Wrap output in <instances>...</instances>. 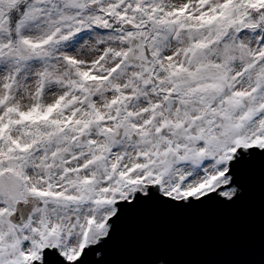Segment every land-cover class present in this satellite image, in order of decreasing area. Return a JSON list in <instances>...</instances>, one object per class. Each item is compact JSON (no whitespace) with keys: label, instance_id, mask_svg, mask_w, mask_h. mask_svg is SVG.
<instances>
[{"label":"snow or ice","instance_id":"snow-or-ice-1","mask_svg":"<svg viewBox=\"0 0 264 264\" xmlns=\"http://www.w3.org/2000/svg\"><path fill=\"white\" fill-rule=\"evenodd\" d=\"M264 164V0H0V264H102L125 213L234 205Z\"/></svg>","mask_w":264,"mask_h":264},{"label":"water","instance_id":"water-1","mask_svg":"<svg viewBox=\"0 0 264 264\" xmlns=\"http://www.w3.org/2000/svg\"><path fill=\"white\" fill-rule=\"evenodd\" d=\"M231 206L184 209L158 202L125 213L102 264H264V164L257 161ZM88 264H100L89 256Z\"/></svg>","mask_w":264,"mask_h":264}]
</instances>
